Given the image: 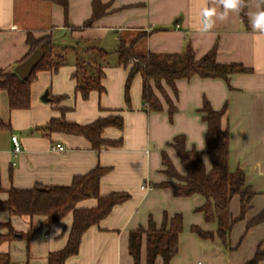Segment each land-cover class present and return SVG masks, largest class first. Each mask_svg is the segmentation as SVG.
Here are the masks:
<instances>
[{"label": "crops", "instance_id": "crops-1", "mask_svg": "<svg viewBox=\"0 0 264 264\" xmlns=\"http://www.w3.org/2000/svg\"><path fill=\"white\" fill-rule=\"evenodd\" d=\"M107 13L84 27L93 16L94 0H69L68 14L63 6L48 0H0V69L13 68L27 55L28 34L36 38L51 35L55 45L67 48V63L57 71L41 70L31 87V107L12 110L7 91L0 90V172L3 191L8 198L12 187L68 186L75 176L89 173L97 166L108 168L101 178L100 193L126 192L130 198L90 227L83 235L80 250L66 264H135L130 254V233L147 227L153 217L158 225L164 214H183L184 229L179 235V251L170 264H247L260 249L264 254V221L249 226L264 211V40L246 24L240 13H229L226 20L213 17L214 26L199 30L201 11L207 5L223 12L217 0H101ZM256 0H248V13L255 11ZM145 34V35H144ZM139 37L137 48L156 53H180L190 44L196 58L216 50L221 63H241L250 71L223 78H182L176 80L178 95L164 85L176 111L155 88L163 110H149L143 102V77L138 74L129 87V68L118 63L121 39ZM95 47L109 52L102 79L105 90L92 91L84 98L77 91V56ZM111 58V60H109ZM16 68V67H15ZM48 93L47 100L44 99ZM208 100L216 110L225 109L222 125L229 131V168L245 171L251 198L235 195L229 204L228 218L236 219L228 233V242L215 237L202 238L193 225L205 231L218 229L197 208L206 199L200 194L175 196L169 187H157L173 181L165 171L163 152L176 169L185 174L179 155L172 145L183 135L188 150L203 152L212 168L206 142L207 123L202 107ZM120 114L124 126H108L103 137L121 140L118 146L94 149L83 135L44 130L53 118L64 117L81 125L99 118ZM17 135L21 152H14L12 135ZM57 143L64 150L53 149ZM97 199L89 198L78 207L90 208ZM9 223L19 233L16 239H1L0 264H49L51 252L63 249L69 239L73 215L50 223L45 216L13 215L0 211V236L7 235ZM24 234V235H23ZM9 259V261H6ZM5 260V261H4ZM147 264V244L142 243L141 263ZM154 264H164L158 256ZM259 264H264L263 259Z\"/></svg>", "mask_w": 264, "mask_h": 264}, {"label": "trees", "instance_id": "trees-1", "mask_svg": "<svg viewBox=\"0 0 264 264\" xmlns=\"http://www.w3.org/2000/svg\"><path fill=\"white\" fill-rule=\"evenodd\" d=\"M64 7L68 14L69 0H48ZM248 5V0H245ZM94 12L91 19L85 22L84 27H89L94 20L107 13V5L101 0H94ZM248 6L240 15L248 24ZM145 35V34H144ZM140 38L131 41L121 39L118 49V63L129 68L126 96L129 97V87L134 77L140 74L143 77V102L147 109L154 111L163 110V102L157 95L155 88L162 94L172 116L176 106L171 96L165 89V84L173 89L177 96L176 80L182 78H223L228 80L232 74L250 71L241 63H221L216 59V50L213 49L201 58H196L193 47L187 44L180 53H156L150 50L140 51L137 43ZM27 42L30 46L27 55L22 62L36 49L44 52L43 59L27 79H22L15 67L0 69V90H5L9 96V106L12 110L28 109L31 107V87L41 70L57 71L67 63V48L55 45L51 35L36 38L32 33L28 34ZM85 55L77 56V70L74 77L77 80V91L84 98H88L92 91L103 92L105 90L102 79L105 75L104 64L108 62L109 52L104 49L88 47ZM19 62V63H20ZM18 63V64H19ZM203 120L207 123L206 142L208 153L211 155L212 168L207 170L203 161V152L197 149L188 150L186 138L179 135L172 145L176 149L181 164L185 168V174H181L171 162L166 152H163L164 171L175 180L161 182L157 187H169L175 196L189 197L200 194L206 202L197 208L204 214L206 221L218 223V229L205 231L200 226L193 225L191 230L202 238H220L226 245L228 233L236 219L228 218L229 204L235 195L243 199L242 215L246 210L245 198H251L254 192L245 186L246 174L242 169L231 171L229 168V131L222 125V117L225 109L216 110L208 100L202 107ZM123 116L120 114L99 118L89 124L81 125L67 121L64 117L53 118L44 128L48 135L52 132H65L79 134L90 140L94 149L100 150L103 146H118L121 140H109L103 137V131L108 126L123 128ZM3 122L0 120V129ZM108 168L97 166L89 173L75 176L68 186H43L36 185L33 188H10L8 198L0 200V211H7L13 215L45 216L50 223L60 221L67 215H73V223L70 229L66 246L58 251L51 252L49 264H66V261L79 253L81 241L85 232L100 223L116 206L130 198L126 192H112L101 195L100 183ZM0 191H3L0 172ZM89 198L97 199V205L90 208L78 207V203ZM264 221V211L249 222V226ZM9 228L7 235L1 239H16L19 235L9 224H2ZM184 229L183 214H164L163 222L158 225L153 217L149 218L147 227H139L131 231L129 250L135 264L141 263L142 243L144 237L147 244V264H154L158 256L164 260V264H170L179 251V235ZM24 235V234H23ZM263 252L259 249L247 264H259L263 259ZM2 260V258L0 259ZM5 261V260H4ZM9 261V259H6Z\"/></svg>", "mask_w": 264, "mask_h": 264}, {"label": "clouds", "instance_id": "clouds-1", "mask_svg": "<svg viewBox=\"0 0 264 264\" xmlns=\"http://www.w3.org/2000/svg\"><path fill=\"white\" fill-rule=\"evenodd\" d=\"M218 4L223 7V12L217 13L216 7H205L201 11L202 20L199 30L201 32L209 31L215 24L213 17H217L223 21L229 16V13H240L248 5L245 0H217ZM255 11H250L248 14L250 27L256 34L257 40H264V0H256ZM205 164H210L207 157L204 158Z\"/></svg>", "mask_w": 264, "mask_h": 264}, {"label": "water", "instance_id": "water-1", "mask_svg": "<svg viewBox=\"0 0 264 264\" xmlns=\"http://www.w3.org/2000/svg\"><path fill=\"white\" fill-rule=\"evenodd\" d=\"M44 52L41 48L36 49L30 56L20 62L15 70L22 79H27L43 59ZM48 93L45 94L44 99L47 100Z\"/></svg>", "mask_w": 264, "mask_h": 264}, {"label": "built area", "instance_id": "built-area-1", "mask_svg": "<svg viewBox=\"0 0 264 264\" xmlns=\"http://www.w3.org/2000/svg\"><path fill=\"white\" fill-rule=\"evenodd\" d=\"M12 142L14 144V152L17 154L19 152H21L22 148H21V143H20V140H19V137L17 135H12ZM53 149H56V150H64L65 147L60 144V143H57L53 146Z\"/></svg>", "mask_w": 264, "mask_h": 264}, {"label": "rangeland", "instance_id": "rangeland-1", "mask_svg": "<svg viewBox=\"0 0 264 264\" xmlns=\"http://www.w3.org/2000/svg\"><path fill=\"white\" fill-rule=\"evenodd\" d=\"M109 60H111V58Z\"/></svg>", "mask_w": 264, "mask_h": 264}]
</instances>
